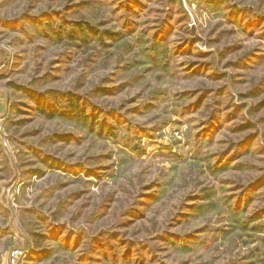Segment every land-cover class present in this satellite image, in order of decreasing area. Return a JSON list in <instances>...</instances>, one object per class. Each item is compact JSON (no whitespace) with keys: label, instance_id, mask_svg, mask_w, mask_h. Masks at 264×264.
<instances>
[{"label":"rangeland","instance_id":"374dc122","mask_svg":"<svg viewBox=\"0 0 264 264\" xmlns=\"http://www.w3.org/2000/svg\"><path fill=\"white\" fill-rule=\"evenodd\" d=\"M182 1L0 0V264H264V0Z\"/></svg>","mask_w":264,"mask_h":264},{"label":"built area","instance_id":"2783aa9c","mask_svg":"<svg viewBox=\"0 0 264 264\" xmlns=\"http://www.w3.org/2000/svg\"><path fill=\"white\" fill-rule=\"evenodd\" d=\"M21 255H22V252L20 250L16 249L12 251L9 255L10 264H16L17 260L19 259Z\"/></svg>","mask_w":264,"mask_h":264},{"label":"trees","instance_id":"16d2710c","mask_svg":"<svg viewBox=\"0 0 264 264\" xmlns=\"http://www.w3.org/2000/svg\"><path fill=\"white\" fill-rule=\"evenodd\" d=\"M204 3H206V4H209V5H221V4H223L224 3V0H202ZM107 34H109V33H107ZM262 37H264V36H262ZM52 167V169H54L55 168V164L54 165H51Z\"/></svg>","mask_w":264,"mask_h":264},{"label":"water","instance_id":"95a60500","mask_svg":"<svg viewBox=\"0 0 264 264\" xmlns=\"http://www.w3.org/2000/svg\"><path fill=\"white\" fill-rule=\"evenodd\" d=\"M178 5L180 6V8L187 14L185 8H184V4H183V1L182 0H178ZM192 32H193V29H192Z\"/></svg>","mask_w":264,"mask_h":264}]
</instances>
